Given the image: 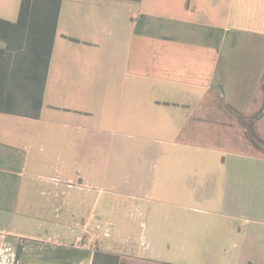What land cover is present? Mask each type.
<instances>
[{
	"label": "crops",
	"instance_id": "obj_1",
	"mask_svg": "<svg viewBox=\"0 0 264 264\" xmlns=\"http://www.w3.org/2000/svg\"><path fill=\"white\" fill-rule=\"evenodd\" d=\"M21 3L0 0V18L16 22ZM29 59L25 43L0 39V76L29 84L17 93L37 82L24 71ZM43 75L39 109L0 111V162L2 172L47 171L65 216L45 232L0 233V264H186L201 249L186 245L189 222L176 211L200 204L222 209L229 232L251 221L257 242L264 152L244 120L255 117L264 141V0H61ZM86 131L112 134L109 160L99 136L90 154L76 150L88 147ZM70 175L83 179L78 197L59 187ZM104 193L119 198L100 203ZM157 210L159 225L181 232L166 261L143 255L133 243L151 239L130 229ZM86 230L94 243L82 242ZM243 256L239 264H250Z\"/></svg>",
	"mask_w": 264,
	"mask_h": 264
},
{
	"label": "rangeland",
	"instance_id": "obj_2",
	"mask_svg": "<svg viewBox=\"0 0 264 264\" xmlns=\"http://www.w3.org/2000/svg\"><path fill=\"white\" fill-rule=\"evenodd\" d=\"M111 3V0H104ZM118 2L129 1L137 4V0H117ZM46 117V116H45ZM13 119H6L7 123H10ZM251 118L246 119L247 122ZM12 126V125H4ZM255 133L257 131L253 127ZM17 130V129H16ZM74 130V129H73ZM72 131V130H71ZM11 134L17 133L16 131H8ZM75 134H79L78 130H74ZM72 132V133H74ZM80 132H83L80 130ZM96 136L100 138L102 142V151H99L103 157H111V151L108 149V142L112 138L110 132L95 133V131H86V141L88 147L80 145L75 147L76 150L84 154L85 149L87 154H90L91 148L89 143L94 141ZM132 136L124 137V140H131ZM108 162L103 167L106 170L110 167ZM4 167L7 165L0 162V233L4 236L14 233H35L45 232L51 225L52 221H59L64 219V209H58L63 203H61V196L58 199L53 197V192L48 185H45V175L47 171H36L30 168H12L13 173L2 172ZM6 169V168H5ZM65 179H67L65 177ZM65 184H60V188L70 192L71 198L78 197L75 195L78 189L79 183L83 182V179L77 175H70L68 180H65ZM66 192V191H65ZM80 192V191H78ZM96 195V194H95ZM67 196V193H64ZM106 193L102 194L100 203L105 201L107 197ZM93 198L95 196H92ZM112 199L119 197L110 196ZM98 198V199H99ZM173 198V197H172ZM55 199V200H54ZM127 200V199H125ZM154 201V199H153ZM152 202V201H150ZM155 202V201H154ZM126 203V201H125ZM157 203V202H156ZM155 205V203H153ZM57 206V209L55 208ZM197 210H183L176 211L177 213L183 214L184 222H189L187 228H183L182 235L186 238V245L194 250L199 245L200 256L195 258L184 259L186 264H239L243 255L245 254L249 258L250 264H264V225H256L259 229V239L257 242L249 243L250 227L253 226L251 221H245L243 218L239 220V225L236 228V232H229L230 228L225 225V216L222 209L216 211L202 204L198 205ZM167 212L173 209L172 206L165 207ZM164 209V210H165ZM188 209V208H187ZM249 217L248 215H246ZM132 224L135 226L130 227L135 232L132 234L137 238L140 233L145 237L148 235L151 239L148 244L145 242L133 243L139 249L143 250V255H151L153 258L157 257L158 261H166L173 259L172 252L168 251L167 248L175 250V239L176 236L181 234L180 230L169 224V221H164L159 225V213L158 210L151 212L150 216H135L132 218ZM144 222V224H141ZM209 225V227H208ZM239 228L241 229L239 232ZM239 232V233H238ZM86 236L82 238V242L94 243L96 235L94 231H85ZM237 233V234H236ZM131 235V236H132ZM130 236V235H129ZM7 237V236H6ZM255 236H253L254 238ZM193 240L191 243V239ZM199 238L197 243L195 240ZM225 240V242H224ZM246 241V242H245ZM252 241V240H251ZM168 246V247H167ZM225 250V257L223 251ZM190 253V252H189ZM155 260V259H154ZM159 264L156 262H147L144 264Z\"/></svg>",
	"mask_w": 264,
	"mask_h": 264
},
{
	"label": "trees",
	"instance_id": "obj_3",
	"mask_svg": "<svg viewBox=\"0 0 264 264\" xmlns=\"http://www.w3.org/2000/svg\"><path fill=\"white\" fill-rule=\"evenodd\" d=\"M60 3L61 0H22L20 16L16 22L0 18V39L6 44L11 41L25 43L30 59L28 66L24 67V71H30L37 80L36 84H33V91L24 94L17 93L15 88L29 87V84L8 83L5 82V76H0L1 112H20L26 106H32L36 110L40 108L44 85L43 73L51 55ZM24 12H29L26 14L27 17ZM28 95L31 97H26ZM253 119L255 117L251 118V120ZM244 122L247 125L246 131L250 141L256 148L264 152V141L255 133L252 122L249 123L246 120Z\"/></svg>",
	"mask_w": 264,
	"mask_h": 264
}]
</instances>
